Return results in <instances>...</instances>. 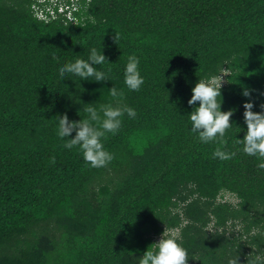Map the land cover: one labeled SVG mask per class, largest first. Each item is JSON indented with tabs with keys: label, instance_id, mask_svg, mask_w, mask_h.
I'll use <instances>...</instances> for the list:
<instances>
[{
	"label": "trees",
	"instance_id": "obj_1",
	"mask_svg": "<svg viewBox=\"0 0 264 264\" xmlns=\"http://www.w3.org/2000/svg\"><path fill=\"white\" fill-rule=\"evenodd\" d=\"M34 4L0 0V264H136L163 231L187 264H264V169L236 140L242 101H264V0H80L74 20L48 22ZM101 45L109 80L56 73ZM131 53L139 90L123 83ZM201 77L221 78V110L233 109L226 160L189 131ZM112 85L136 116L102 137L113 159L90 167L53 117L83 118L81 102L112 100Z\"/></svg>",
	"mask_w": 264,
	"mask_h": 264
},
{
	"label": "clouds",
	"instance_id": "obj_2",
	"mask_svg": "<svg viewBox=\"0 0 264 264\" xmlns=\"http://www.w3.org/2000/svg\"><path fill=\"white\" fill-rule=\"evenodd\" d=\"M101 48L89 46L86 58L77 56L75 59L65 60L56 66V73L64 77L66 73L79 77L80 80L91 77L93 81L109 80L108 73L111 68H105L107 61ZM54 54V53H53ZM140 57L135 53L127 56L123 67V83L129 90H139L144 82V76L139 68ZM100 66V67H97ZM220 80L201 77L191 87V95L187 100L188 105H193L187 118L191 122L189 131L195 133L199 141L207 143L217 142L212 156L221 160L229 159L233 153L226 151L225 131L232 126L229 117L233 109L221 110ZM112 100L99 105L95 103H82L81 108L86 115L73 120L67 112L59 113L53 117L56 121L55 131L59 138H63V146L72 149L76 146L82 158L90 167H103L113 159V153L104 147L102 137L107 133H116L122 124V117H135L136 110L120 101L124 95L122 89L114 85L108 88ZM74 99L73 93H68ZM242 95L249 96L248 88L242 89ZM264 95V92L261 93ZM219 98V99H218ZM79 102V98L74 99ZM198 101V104L195 102ZM243 120L246 130L242 138H236L242 143V151L250 156L260 157L257 167L264 169V101L258 105L260 111H253V101H242ZM77 110V111H78ZM74 132V135L70 134ZM234 201V199H233ZM152 248H146L137 256L136 264H187V249L173 236L163 231L158 241L152 243ZM228 264H238L237 258L229 259Z\"/></svg>",
	"mask_w": 264,
	"mask_h": 264
},
{
	"label": "built area",
	"instance_id": "obj_3",
	"mask_svg": "<svg viewBox=\"0 0 264 264\" xmlns=\"http://www.w3.org/2000/svg\"><path fill=\"white\" fill-rule=\"evenodd\" d=\"M38 4L33 5L35 16L40 20L50 21L58 19L59 16L74 20L73 15L78 9L80 0H37ZM63 18V19H64Z\"/></svg>",
	"mask_w": 264,
	"mask_h": 264
}]
</instances>
